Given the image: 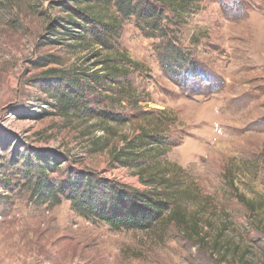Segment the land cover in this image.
I'll use <instances>...</instances> for the list:
<instances>
[{
    "label": "rangeland",
    "instance_id": "rangeland-1",
    "mask_svg": "<svg viewBox=\"0 0 264 264\" xmlns=\"http://www.w3.org/2000/svg\"><path fill=\"white\" fill-rule=\"evenodd\" d=\"M148 1L161 11L156 37L118 14L110 40L138 66L125 74L132 94L84 92L89 114L63 119L49 72L102 76L113 53L72 0H0V264H264V0H192L180 17ZM170 41L189 51L174 78L160 65ZM142 133L164 143L156 164L170 185L153 227L114 231L63 196H34L40 171L47 185L90 176L115 208L146 188L109 164Z\"/></svg>",
    "mask_w": 264,
    "mask_h": 264
},
{
    "label": "trees",
    "instance_id": "trees-1",
    "mask_svg": "<svg viewBox=\"0 0 264 264\" xmlns=\"http://www.w3.org/2000/svg\"><path fill=\"white\" fill-rule=\"evenodd\" d=\"M78 5L84 6L83 9L75 10L79 19H82L93 27H84L85 32L92 37L94 45L104 46L107 52H112V59L103 58L97 63L102 66V76L96 73L86 75L85 73H75L83 75L79 78L74 76L55 75L52 77L60 79L57 88L53 87V98L55 99V108L57 115L66 119L71 113H77L84 117L89 114L86 101H77L84 99V92L96 93L99 89L101 92H111L119 95L112 100L128 99L132 94L129 83L126 81L128 68H138L131 59H128L123 54H118L114 51L110 40L114 39L119 33L117 15L124 18L136 17V21L144 23L150 29V35L156 37L155 31L159 28L161 11L152 5L148 0H72ZM163 10L172 11L173 14H178V17L183 16L185 9L190 6L192 0H154ZM153 2V1H152ZM111 8L115 9L113 12ZM118 15V16H119ZM182 18V17H181ZM181 18H178L181 19ZM71 30H66V33H61V36H71ZM57 36V35H55ZM62 40V39H57ZM75 40L85 41L84 36H78ZM85 45V44H82ZM189 51L182 50L179 46L167 43L160 56V65L162 70H166L172 78L177 75L178 70L187 61ZM128 65V66H127ZM181 70V69H180ZM124 80H120L123 79ZM62 88V91L59 90ZM97 89V91H96ZM99 92V91H98ZM131 92V93H130ZM77 115V116H78ZM103 116V114H102ZM116 123L121 120L112 118ZM162 141L155 140L154 136L141 134L128 140L124 145L110 156V166L125 167L138 177V180L146 188L141 192H132L133 194H122L118 198L120 203L116 207H111L108 203L102 204L97 201V184L90 176L81 177L78 179H68L66 182L45 184V175L42 171L37 176L33 183L32 191L34 196L38 198H48L57 200L59 196H63L71 203L72 210L80 217L85 219H98L103 221L114 231L120 230H147L163 219V216L168 211V205L171 204L169 196L162 193L166 187H170L167 181L162 178L158 169L157 152L163 146ZM157 145H159L157 147ZM30 159L27 158V170H32L35 167L38 169L43 166L38 163L35 166L31 165ZM108 190V188L106 189ZM202 242V241H200Z\"/></svg>",
    "mask_w": 264,
    "mask_h": 264
},
{
    "label": "bare ground",
    "instance_id": "bare-ground-1",
    "mask_svg": "<svg viewBox=\"0 0 264 264\" xmlns=\"http://www.w3.org/2000/svg\"><path fill=\"white\" fill-rule=\"evenodd\" d=\"M240 118H241V117H240ZM241 120H242V119H241ZM241 120H240V121H241ZM235 121H237V120H234L233 122H235ZM228 122H230V121H228ZM235 123H237V122H235ZM229 124H231V123H229ZM232 124H234V123H232ZM236 125H237V124H236ZM231 126H232V125H231ZM233 126H234V125H233ZM234 128H236V127H234ZM234 128H233V129H234Z\"/></svg>",
    "mask_w": 264,
    "mask_h": 264
}]
</instances>
